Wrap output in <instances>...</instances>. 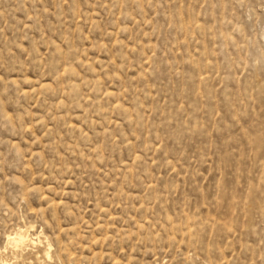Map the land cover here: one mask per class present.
I'll list each match as a JSON object with an SVG mask.
<instances>
[{"label":"rangeland","instance_id":"1","mask_svg":"<svg viewBox=\"0 0 264 264\" xmlns=\"http://www.w3.org/2000/svg\"><path fill=\"white\" fill-rule=\"evenodd\" d=\"M0 260L264 264V0H0Z\"/></svg>","mask_w":264,"mask_h":264},{"label":"bare ground","instance_id":"2","mask_svg":"<svg viewBox=\"0 0 264 264\" xmlns=\"http://www.w3.org/2000/svg\"><path fill=\"white\" fill-rule=\"evenodd\" d=\"M23 231V230H22ZM27 232V231H26ZM15 234V233H14ZM29 234V233H28ZM10 235V234H9ZM27 235V234H26ZM30 235V234H29ZM28 235V236H29ZM23 238H24V234L22 233V232H19V233H17L16 234V236H14V237H11L10 238V240L11 241H13L14 243H18V245L21 243L22 244V242H23ZM39 238V237H38ZM26 239H28V238H26ZM30 239V238H29ZM39 239H41V238H39ZM32 240L30 239V242H31ZM34 241V240H33ZM40 241V240H39ZM26 242V241H25ZM29 242V243H30ZM33 243V242H32ZM36 243V242H35ZM23 244H26V243H23ZM11 246V245H10ZM23 246V245H22ZM25 246H27V245H25ZM20 247V246H19ZM30 247V246H29ZM28 247V248H29ZM8 248V247H7ZM17 248V247H16ZM10 249V248H9ZM25 250V249H24ZM14 251V250H13ZM12 252V251H11ZM16 252V251H15ZM19 252V251H18ZM24 252V251H23ZM45 253H46V251H45ZM49 252H47V254H48ZM46 254V255H47ZM19 255V254H18ZM50 255V257H51V254H49ZM49 255H47V258H49L48 256ZM22 256V255H21ZM1 258H3V257H1ZM17 259H18V257H17ZM51 258H49V259H47V260H50ZM4 260H6V258L4 259ZM3 261V260H2ZM1 260H0V264H8V263H6V261H5V263L4 262H2ZM7 261H8V259H7ZM31 262V261H30ZM46 262V261H45ZM50 261H48V262H46V263H49ZM15 263V262H14ZM38 263V262H37ZM28 264V263H27ZM34 264V263H33Z\"/></svg>","mask_w":264,"mask_h":264}]
</instances>
